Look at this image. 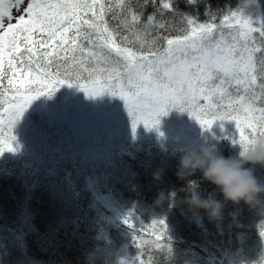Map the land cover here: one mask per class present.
Segmentation results:
<instances>
[{
  "label": "trees",
  "instance_id": "16d2710c",
  "mask_svg": "<svg viewBox=\"0 0 264 264\" xmlns=\"http://www.w3.org/2000/svg\"><path fill=\"white\" fill-rule=\"evenodd\" d=\"M172 2L199 22L214 15L219 23L229 11L242 15L257 7L264 13V0ZM129 3L142 21L154 12L142 0ZM164 14L168 27L153 29V35L187 29L178 16ZM107 19L115 28L122 17L117 10L116 20ZM64 86L78 88L60 85L45 94L47 100L62 103ZM38 98L12 128L13 150L0 153V264H264V216L258 208L224 201L199 170L183 179L177 175L180 158L208 144L225 158H239L234 121L205 129L187 111L172 108L174 115L163 122L175 123L159 135L141 130L121 141H77L49 120V109L32 105ZM245 167L264 184V167ZM189 181L203 198L223 204L221 218L210 220L205 210L184 202ZM161 219L166 232L157 240L153 221Z\"/></svg>",
  "mask_w": 264,
  "mask_h": 264
},
{
  "label": "snow or ice",
  "instance_id": "6c2138e0",
  "mask_svg": "<svg viewBox=\"0 0 264 264\" xmlns=\"http://www.w3.org/2000/svg\"><path fill=\"white\" fill-rule=\"evenodd\" d=\"M142 3L154 5L145 21L129 0L114 6L112 0H0V153L13 150L12 128L28 105L63 84L87 95H118L133 133L141 123L158 126L161 115L179 108L205 129L234 121L241 156L264 138V27L234 11L219 23L214 15L199 22L172 0ZM117 10L122 19L113 28L107 18L116 20ZM165 10L187 29L153 35L168 27ZM153 225L159 240L165 222Z\"/></svg>",
  "mask_w": 264,
  "mask_h": 264
},
{
  "label": "rangeland",
  "instance_id": "374dc122",
  "mask_svg": "<svg viewBox=\"0 0 264 264\" xmlns=\"http://www.w3.org/2000/svg\"><path fill=\"white\" fill-rule=\"evenodd\" d=\"M20 14V12L13 11L14 16ZM241 16L250 20L254 26L264 27V13L261 8L249 9L247 12L242 13ZM12 22L15 23V20ZM63 88L62 103L55 100L48 101L44 94L40 95V98L35 100L36 102L32 103V105H36V108L44 106L45 110L49 109V120L54 122V124L56 123L65 127L64 131L66 134L70 135L74 140L85 141L88 138H92V140L98 141L99 139L102 141H121L125 138L131 139L136 135L139 136L136 131L139 132L141 130L159 135L160 133L167 132L165 129L169 130V126L175 123L167 124L163 122L167 116L161 115L158 126L145 128L141 123L137 125L135 133H133L131 118L124 101L118 95L103 92V96H100V94L92 96L87 95L79 88H74L71 91L66 90V86ZM28 107L19 119L27 116ZM175 109L181 113L183 112L179 108ZM167 114L173 116L174 112L169 110ZM18 120L14 123V128L20 124L17 123ZM172 129L174 132L178 131L174 128Z\"/></svg>",
  "mask_w": 264,
  "mask_h": 264
},
{
  "label": "clouds",
  "instance_id": "9594fccd",
  "mask_svg": "<svg viewBox=\"0 0 264 264\" xmlns=\"http://www.w3.org/2000/svg\"><path fill=\"white\" fill-rule=\"evenodd\" d=\"M264 167V138H257L248 145L244 155L239 158H225L218 154L215 145L202 146L198 152L188 151L179 160L177 175L183 179L197 170L205 180L219 188L224 201L245 204L258 208L259 215L264 216V184L259 183L253 175L252 167ZM191 209H203L210 220L221 218L223 204L214 199H205L196 190L195 182L189 181L187 198L184 201Z\"/></svg>",
  "mask_w": 264,
  "mask_h": 264
}]
</instances>
